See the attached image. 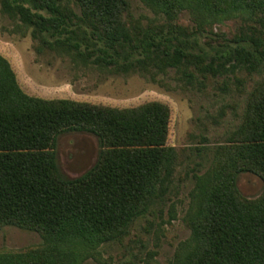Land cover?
Instances as JSON below:
<instances>
[{
  "label": "trees",
  "instance_id": "16d2710c",
  "mask_svg": "<svg viewBox=\"0 0 264 264\" xmlns=\"http://www.w3.org/2000/svg\"><path fill=\"white\" fill-rule=\"evenodd\" d=\"M64 1L1 3L32 25L43 45L94 65L137 68L158 53L162 37L132 24L130 0H76L82 16ZM151 1L162 9L188 1L219 20L240 12L264 17V0ZM252 41L257 47L247 59L256 65L264 51L259 39ZM170 119V107L160 101L116 108L29 95L0 55V227L37 231L50 251L20 264H79L145 214L178 158L168 144ZM69 131L99 140L95 164L77 177L62 171L57 152L60 135ZM239 134L230 162L195 206L191 251L183 264H264V191L247 198L236 179L246 170L264 182V83L253 94Z\"/></svg>",
  "mask_w": 264,
  "mask_h": 264
},
{
  "label": "rangeland",
  "instance_id": "374dc122",
  "mask_svg": "<svg viewBox=\"0 0 264 264\" xmlns=\"http://www.w3.org/2000/svg\"><path fill=\"white\" fill-rule=\"evenodd\" d=\"M63 5L82 16L76 0ZM198 10L188 1L162 9L151 0H130L132 24L158 34L162 45L149 62L123 69L94 65L43 45L34 27L4 11L0 0V55L9 60L29 95L116 108L160 101L171 109L168 144L178 158L160 195L122 234L79 264H183L191 251L195 206L230 162L253 94L264 83V61L254 65L247 59L257 47L253 39L260 40L264 51V17L240 12L219 20ZM82 50L89 51L85 46ZM181 51L184 55H173ZM99 148L94 134L63 133L57 146L62 171L70 177L85 173L95 164ZM236 179L243 196L263 194L264 182L257 174L240 171ZM43 251L50 252L41 233L0 227V264H20Z\"/></svg>",
  "mask_w": 264,
  "mask_h": 264
}]
</instances>
